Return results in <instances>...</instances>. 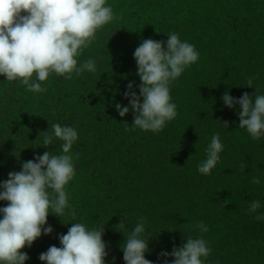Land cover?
Wrapping results in <instances>:
<instances>
[{
    "label": "trees",
    "instance_id": "trees-1",
    "mask_svg": "<svg viewBox=\"0 0 264 264\" xmlns=\"http://www.w3.org/2000/svg\"><path fill=\"white\" fill-rule=\"evenodd\" d=\"M107 2L118 19L78 58L96 59L95 73H73L71 79L52 74L41 82L43 93L0 75V181L34 155L60 153V141L39 145L51 124L73 126L80 137L72 149L77 175L68 186L76 219L66 214L63 222L49 214L54 230L21 249L29 256L25 264H45L39 254L59 247V234L72 222L104 226L107 264H125L121 245L140 217L149 237L145 258L154 264H161L162 250L201 235L190 229L199 221L209 228L202 234L212 249L207 264H264V221L255 219L264 207L246 211L253 200L264 204V137L254 140L239 128V106L230 109L221 100L225 91L236 98L254 96L255 88L264 94V0ZM170 32L200 54L171 84L177 116L157 133L132 130L133 112L121 117L115 104L127 106L126 85L141 82L133 52L143 39L166 41ZM216 133L224 151L212 173L202 175L197 165ZM253 177L261 183H252ZM120 221L124 230H118Z\"/></svg>",
    "mask_w": 264,
    "mask_h": 264
},
{
    "label": "clouds",
    "instance_id": "clouds-1",
    "mask_svg": "<svg viewBox=\"0 0 264 264\" xmlns=\"http://www.w3.org/2000/svg\"><path fill=\"white\" fill-rule=\"evenodd\" d=\"M117 19L107 0H0V75L10 83L19 82L27 91L43 93L47 89L41 82L52 74L71 79L73 73H95L96 59L78 63V58L95 42L97 33ZM167 37L166 41L143 39L133 52L141 82L126 85L123 96L127 106L115 104L121 117L133 112L132 130L157 133L176 118L171 84L199 59L195 45L181 40L179 33L170 32ZM246 84L253 87V79ZM221 100L230 109L239 106V128L254 140L264 137V94L255 88L254 96L244 92L236 98L225 91ZM223 123L228 127V122ZM50 127L51 132L40 133L43 139L39 145L47 148L60 141V153L34 155L21 163L19 171L9 172L8 178L0 181V201L7 202L0 206V264H25L29 256L21 249L30 248L37 238L54 230L47 222L49 214L63 222L66 214L76 219L68 186L77 175L72 149L80 137L73 126L53 123ZM224 147L220 134H214L197 171L210 175L220 163ZM245 167L246 162L241 163L240 170ZM252 183L260 184L261 180L253 177ZM262 207L260 200H253L246 211L258 213ZM255 219L264 221V213ZM118 226V230L125 229L123 221ZM190 229L201 235H188L186 243L174 246L171 252L162 250L158 254L161 264H207L212 249L202 234L209 228L199 221ZM103 232L104 226L72 222L66 234H59L60 246H50L39 254V260L45 264H107L108 244L102 239ZM145 232L144 217L127 235L123 231L125 264H154L145 258L150 251Z\"/></svg>",
    "mask_w": 264,
    "mask_h": 264
}]
</instances>
